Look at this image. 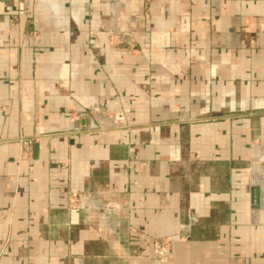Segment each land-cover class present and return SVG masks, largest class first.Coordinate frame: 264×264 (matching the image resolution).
Masks as SVG:
<instances>
[{
    "label": "crops",
    "instance_id": "1",
    "mask_svg": "<svg viewBox=\"0 0 264 264\" xmlns=\"http://www.w3.org/2000/svg\"><path fill=\"white\" fill-rule=\"evenodd\" d=\"M156 240L264 264V0H0V264Z\"/></svg>",
    "mask_w": 264,
    "mask_h": 264
},
{
    "label": "built area",
    "instance_id": "2",
    "mask_svg": "<svg viewBox=\"0 0 264 264\" xmlns=\"http://www.w3.org/2000/svg\"><path fill=\"white\" fill-rule=\"evenodd\" d=\"M23 151L22 155L24 158L25 156L29 155V149L33 144L31 139H27L23 141ZM154 249H155V259L159 264H173L172 263V253L170 250V242L166 240H156L154 242Z\"/></svg>",
    "mask_w": 264,
    "mask_h": 264
}]
</instances>
